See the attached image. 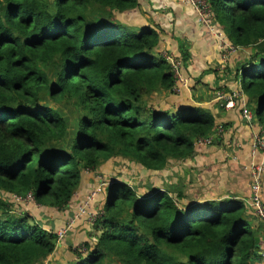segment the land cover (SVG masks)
<instances>
[{
	"label": "trees",
	"instance_id": "1",
	"mask_svg": "<svg viewBox=\"0 0 264 264\" xmlns=\"http://www.w3.org/2000/svg\"><path fill=\"white\" fill-rule=\"evenodd\" d=\"M206 2L227 41L251 50L236 78L264 127V0ZM137 5L0 0V264H45L58 247L43 218L15 212L6 195L31 192L35 203L59 213L84 171L121 157L161 172L172 160L191 158L196 142L216 129L214 115L200 106L171 111L145 104L146 94L170 92L174 77L157 51L155 27L134 31L114 19ZM108 182L89 234L94 245L74 248L70 264H264L253 254L256 236L263 250L264 229L253 226L246 202L182 203L180 191L172 197L153 185L141 191Z\"/></svg>",
	"mask_w": 264,
	"mask_h": 264
},
{
	"label": "crops",
	"instance_id": "2",
	"mask_svg": "<svg viewBox=\"0 0 264 264\" xmlns=\"http://www.w3.org/2000/svg\"><path fill=\"white\" fill-rule=\"evenodd\" d=\"M135 11L137 14L144 11V18L147 17L150 25L155 27L160 34L162 32L158 50L163 51L166 48L181 58L180 72L188 77L191 84H189V89H184L179 93L184 95L188 93L190 97L195 98H189L183 104L186 107L201 106L214 115L215 127L223 129V132L213 130L212 145L195 146L191 159L198 164L194 169L192 185L197 186V195L182 193L181 202L206 201L234 196L246 202L250 196L251 163L264 162L263 154L259 153L256 156L252 154L251 140L256 133H261L262 136L264 133L260 130V125L256 120L251 124L244 120L240 113L241 105L238 100L236 103L240 107L225 109L218 94H228L236 88L240 89L239 100L246 103L249 110H253L252 104L248 101V95L241 90L236 78L238 64L246 60L248 56H245L241 49H235L225 60H221L220 55L223 51L219 49L217 39L198 22L196 13L188 6L186 0H139L138 8L116 12L114 16L119 18ZM184 105L179 108L185 107ZM177 108L176 106L171 111ZM103 165L101 164L97 169L100 167L102 169ZM201 165L204 168L201 169ZM88 172L90 171L83 172L80 185L74 192L69 205L64 210H59L61 217L74 216L76 205L96 183ZM197 196L202 199L195 198ZM261 199L264 204V174ZM262 244L263 250L260 246V252L264 251V241Z\"/></svg>",
	"mask_w": 264,
	"mask_h": 264
},
{
	"label": "rangeland",
	"instance_id": "3",
	"mask_svg": "<svg viewBox=\"0 0 264 264\" xmlns=\"http://www.w3.org/2000/svg\"><path fill=\"white\" fill-rule=\"evenodd\" d=\"M205 1V0H201ZM137 7H139V0H137ZM187 3V0H186ZM188 4V3H187ZM189 7H191L188 4ZM134 9V8H133ZM143 10H145L143 8ZM117 13H115L116 15ZM144 11L142 13L137 14V11L134 13H130L129 15L124 14L123 16H120L119 18L114 17V19L117 22H120L121 24H124L127 27H132L134 31L137 30L138 26H143L146 24L150 25V21H147L148 18L145 17ZM214 27V26H213ZM215 28V27H214ZM216 29V28H215ZM161 30V29H160ZM162 31V30H161ZM160 38L162 39V32L160 34ZM157 51L165 58H174L176 60H180V67H181V58L178 57L176 54L169 52L166 48L165 50H158ZM243 54L245 56H249L251 50L249 48L247 49H241ZM185 77V76H183ZM186 79L188 77H185ZM189 80L187 79V87L186 88H181L180 92L184 89H189ZM242 90V89H241ZM187 91V90H186ZM234 93L240 92V89H234ZM189 98L195 99L194 96H189L188 93L185 95L179 92H174L173 90L169 91H154L149 94H146L144 96V101L147 106H150L151 108H158V109H166V110H174V107H180L185 102V100H188ZM45 101L48 102V99L45 98ZM240 102V105L242 102ZM239 104L235 103V106H239ZM54 106L60 110L62 113H68L70 111V108L63 105V104H54ZM185 106V105H184ZM199 106V105H195ZM186 107V106H185ZM201 107V106H200ZM233 107V108H234ZM202 108V107H201ZM241 108V107H240ZM243 108V106H242ZM232 109V108H230ZM253 114V111L250 110ZM255 121V117L253 114V122ZM252 122V123H253ZM260 130L264 133V127L260 126ZM223 132V131H222ZM70 134H72V130L70 131ZM256 134H261V133H256ZM255 134V135H256ZM254 135V136H255ZM253 136V137H254ZM262 136V135H261ZM264 140V135L263 138ZM214 142L213 138L210 144L207 145H212ZM252 143H253V138L251 140V152H252ZM255 145H258V142L254 143ZM205 145V146H207ZM208 146V147H209ZM259 153L264 155V150H258L256 153H253L255 156L259 155ZM102 169L101 167L97 170L90 171L88 173L91 174V176L94 178L97 184H101L102 186L100 187V191L96 193V195L91 199L90 206L88 210L86 211L85 214L79 216L74 220L73 226H72V231L69 232L65 238L63 239L62 242L58 244L57 250L53 253L52 256H50V259L52 261L45 262V264H70L76 259V255L74 254V248L79 246L82 242H89L92 246L94 245L95 238H90L89 234L95 233L93 230V223L90 220V213L92 214H97V217L100 216L102 212V206L104 204L105 200V190L107 186L109 185L108 180L109 179H118V180H123L127 182L130 186L134 185L137 186V188H142L145 186L153 185L156 186L157 188H160V190H171V195L172 197L177 196V192L180 189L181 193L185 194H190L196 196V188L197 186L192 185L193 180L192 177L194 175V169L197 166V162L192 160L191 158L185 159V160H172L167 163V167L165 170L161 172H150L146 171L144 168H142L140 165H137L133 162H129L126 159H123L121 157L119 158H111L108 161L103 162ZM256 165H261L264 167V162L256 163L253 162L251 163V171L250 175L254 171V166ZM199 166V165H198ZM204 168L203 165H201V169ZM102 170V171H101ZM93 172V173H91ZM264 174V170L262 171L261 174V183H260V200L261 199V184H262V176ZM94 184L88 191L93 190L95 187H97ZM87 191V192H88ZM86 196V195H85ZM199 196L195 197L198 198ZM6 198V196H5ZM231 199H237L236 196L230 197ZM7 199V198H6ZM199 199H202L199 197ZM7 201L9 204L12 206V209L15 212H30L33 214L37 219L41 220L43 218V227L46 229H53V231H57L61 226L65 225L67 220L69 218H72V215L67 216L66 218L61 217L59 215L58 211L55 209H48V208H42L41 205L37 203H24V204H18L15 203L12 199L8 198ZM204 201V200H202ZM263 204V202H262ZM80 204L76 205V211L77 208ZM264 205V204H263ZM251 209V208H249ZM248 210V209H247ZM75 211V213H76ZM72 216V217H71ZM253 216V215H252ZM255 219H252V224L256 229L262 231L264 229V219H260L259 217L253 216ZM264 232V231H262ZM257 237V236H256ZM260 245V243H259ZM106 264H115L113 262H107Z\"/></svg>",
	"mask_w": 264,
	"mask_h": 264
},
{
	"label": "built area",
	"instance_id": "4",
	"mask_svg": "<svg viewBox=\"0 0 264 264\" xmlns=\"http://www.w3.org/2000/svg\"><path fill=\"white\" fill-rule=\"evenodd\" d=\"M187 3L191 6V8L194 10L197 16L198 22L205 27L212 35L215 36L217 39L218 47L223 51V53L220 55L221 60H225L228 55L235 50L236 48L231 45L230 42L227 41V39L224 37L223 33L218 30L213 21V16L211 13V10L209 8L208 3L201 0H187ZM216 28H214V27ZM166 60L169 62L171 66V70L174 77V86L172 87V90L174 92H180L181 88L187 87V79L183 77L182 73L180 72V60H176L174 58H166ZM240 92L234 93H220L218 94V98L223 101V107L225 109H230L235 106V103L237 100L240 99ZM243 106V108H242ZM240 113L245 121H247L249 124L253 122V114L248 109L246 103L242 102L241 104V110ZM216 130L218 132H222V127H217ZM213 136L210 135L206 138L199 139L196 142V146H205L207 144H210L212 141ZM263 136L261 134H256L253 137V143H252V152L256 153L258 150H264V140L262 139ZM258 142V145H255L254 143ZM264 170V167L261 165L254 166V171L251 174V186H250V196L246 203L248 204V207L251 208L252 213L255 217H259L260 219H264V205L262 204L260 200V183H261V174ZM97 187H95L93 190H90L89 193L86 195V197L81 201L80 205L77 208L76 213L72 218H69L64 226H62L59 230L56 231L57 233V242H62L65 236L72 230V226L74 223V220L78 218L79 216L86 213L88 210L91 199L100 191L101 184H97ZM6 198L12 199L15 203L18 204H24V203H35L34 196L31 192H27L24 196L17 195V194H11L6 195ZM102 212L99 217H101ZM97 214L90 213V220L93 223L97 218ZM261 260H264V251L260 252ZM255 264H263L262 261H258Z\"/></svg>",
	"mask_w": 264,
	"mask_h": 264
},
{
	"label": "water",
	"instance_id": "5",
	"mask_svg": "<svg viewBox=\"0 0 264 264\" xmlns=\"http://www.w3.org/2000/svg\"><path fill=\"white\" fill-rule=\"evenodd\" d=\"M260 252V245H259V238L254 237V249H253V254L256 255Z\"/></svg>",
	"mask_w": 264,
	"mask_h": 264
}]
</instances>
